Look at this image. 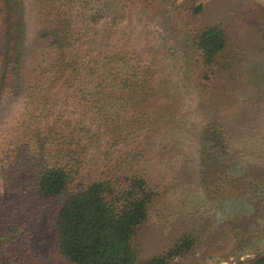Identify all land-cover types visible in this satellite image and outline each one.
<instances>
[{
    "label": "trees",
    "instance_id": "obj_1",
    "mask_svg": "<svg viewBox=\"0 0 264 264\" xmlns=\"http://www.w3.org/2000/svg\"><path fill=\"white\" fill-rule=\"evenodd\" d=\"M39 8L46 24L29 47L23 0H0V106L10 101L4 99L6 93L21 97L23 118L13 136L30 142L15 146L21 160L17 168H6V157L0 160L2 187L22 189L26 181L40 197L58 198L53 218L57 247L71 264H166L190 253L202 225L178 228L160 252L143 254L138 239L149 219L155 187L139 160L130 161L125 145L129 141L130 149L136 148V139L139 143L144 132L155 129L171 100L167 88L157 86L161 80L152 69L150 53L137 46V39L130 42L122 28L126 16L136 11L129 22L139 34L149 29L151 20L139 14L145 6L138 0H39ZM204 8L200 3L187 10L200 15ZM252 17L250 13L248 19ZM261 19L257 17L263 24ZM191 41L205 78L228 65L222 64L229 37L221 23L194 30ZM226 99L230 96L225 94ZM34 118L36 123L31 122ZM175 125L181 130L183 123ZM33 131L43 132L40 144L29 137ZM203 135L204 142L228 148L234 127L225 118L212 120ZM16 137L10 145L19 144ZM140 154L141 149L135 155ZM8 173L13 176L8 178ZM3 192L0 212H10L6 222L13 236L6 241L0 235V256L9 251L8 242L15 241L32 258L33 234L19 222ZM263 262L264 253L242 264Z\"/></svg>",
    "mask_w": 264,
    "mask_h": 264
},
{
    "label": "rangeland",
    "instance_id": "obj_2",
    "mask_svg": "<svg viewBox=\"0 0 264 264\" xmlns=\"http://www.w3.org/2000/svg\"><path fill=\"white\" fill-rule=\"evenodd\" d=\"M138 1L145 6L139 14L145 21L151 20L149 29L139 34L134 22H129L136 11L126 16L122 28L130 42L137 39V46L150 53L152 69L161 80L157 86L167 88L171 99L155 129L144 132L139 143L136 139V148L131 150L129 141L125 145L130 161L139 160L143 174L155 187L149 219L138 235L143 254L162 251L182 226L202 225L197 246L166 264L255 262L264 253V0ZM23 2L26 44L31 47L46 18L39 11V0ZM200 3L205 4L200 15L187 10ZM250 13L254 17L249 20ZM219 23L229 37L226 61L222 63L228 65L209 73L208 79L203 76L199 52L191 38L194 30ZM225 94L230 99L223 100ZM4 95L11 104L0 106V160L6 157L5 167L10 164L17 168L21 160L15 146L30 142L13 136L18 120L23 118L21 97ZM223 118L234 127V138L224 149L202 139L208 123ZM180 122L183 126L178 130L175 124ZM15 137L20 139L19 144L10 145L9 140ZM29 137L40 144L43 132H30ZM140 149V156L135 155ZM130 161H126L127 166ZM202 171L206 175H201ZM1 176L0 172V191H6V202L33 234V256L28 258L15 241L8 242L9 251L2 252L0 263L71 264L57 247L53 218L58 198L40 197L26 181L22 189L5 190ZM12 176L8 173L7 177ZM0 215V235L7 241L13 236L6 222L10 212L5 209Z\"/></svg>",
    "mask_w": 264,
    "mask_h": 264
},
{
    "label": "water",
    "instance_id": "obj_3",
    "mask_svg": "<svg viewBox=\"0 0 264 264\" xmlns=\"http://www.w3.org/2000/svg\"><path fill=\"white\" fill-rule=\"evenodd\" d=\"M262 264H264V262Z\"/></svg>",
    "mask_w": 264,
    "mask_h": 264
}]
</instances>
